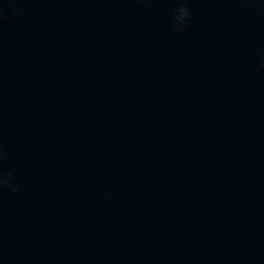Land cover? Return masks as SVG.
Segmentation results:
<instances>
[{
	"label": "water",
	"instance_id": "1",
	"mask_svg": "<svg viewBox=\"0 0 264 264\" xmlns=\"http://www.w3.org/2000/svg\"><path fill=\"white\" fill-rule=\"evenodd\" d=\"M0 11V264H264V0Z\"/></svg>",
	"mask_w": 264,
	"mask_h": 264
},
{
	"label": "clouds",
	"instance_id": "2",
	"mask_svg": "<svg viewBox=\"0 0 264 264\" xmlns=\"http://www.w3.org/2000/svg\"><path fill=\"white\" fill-rule=\"evenodd\" d=\"M4 6V0H0V8ZM14 15L21 16L23 15V10L20 8H13ZM3 13L0 11V17H2ZM192 18V12L190 8L181 4L177 7L173 17H172V28L176 32H182L189 24ZM262 59L260 61L259 67L264 69V53L260 54ZM5 156L4 149L0 146V160H3ZM13 175L6 169L0 168V189H9L12 192L18 191V185L13 183Z\"/></svg>",
	"mask_w": 264,
	"mask_h": 264
}]
</instances>
